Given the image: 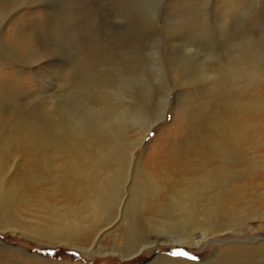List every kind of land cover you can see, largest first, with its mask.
<instances>
[{
	"label": "rangeland",
	"instance_id": "rangeland-1",
	"mask_svg": "<svg viewBox=\"0 0 264 264\" xmlns=\"http://www.w3.org/2000/svg\"><path fill=\"white\" fill-rule=\"evenodd\" d=\"M125 2L114 0L118 6ZM134 3L137 6L133 14L136 33L127 43L134 44L141 53L130 51L128 59L121 61L112 48L113 44L118 46V40H110L104 50H112L111 55L115 59L98 61L96 56L97 81L70 88L67 83L76 78V73L82 72L73 65L77 61L85 62L83 57L88 62L87 51L80 62L79 53L56 38V27L71 14L82 16L78 27L86 28L90 11L96 19V34L101 39H110L109 32L113 28L116 32L126 31L127 25L114 24V12L110 6L101 8L100 0H71V4L70 0H0V132L5 134L0 138V264H150L161 258L189 262L184 264H206L219 257L220 251L227 252L228 246L264 243V198L261 197L264 196V186H257V182L252 185L247 180L240 183L246 198H242L237 206L240 211L247 208L253 211L245 213V224L227 225L220 233L217 228L225 225L227 219L218 218L214 228L216 221L209 220V223L192 231L194 243L191 246L179 233L164 232L168 229L156 220L163 217H152L148 222L144 218L140 225L150 229L145 236L154 244L129 260H122L115 253L104 255L92 250L93 242L111 248V236L118 234L115 228L127 223H121L120 219L112 228L109 226L100 231L86 245L82 242L85 236L80 234V243L50 239L52 232L65 230L72 222L68 220L72 215L69 213L82 203H72L63 191L54 188L49 179L53 172L49 168L59 163L60 158H55V153L50 152L46 144L49 134L55 135L49 128L53 126L50 122L53 113H66V124L73 129L81 128L79 125L83 121L87 125H96L93 128L100 123L103 129L99 131L106 137L110 130L118 134L125 131L130 140L138 141L143 124L157 119L166 109L164 118L151 128L142 145L134 151L133 163L140 161L143 167L144 163L156 164L149 172L156 174L153 178L157 176L158 183L162 185L169 177L173 178L172 182L175 178L192 176L194 174H189V171L196 158L192 151L196 149L198 153L201 130L211 125L212 120H217L218 112L214 107L205 110L202 120L196 117L195 110L198 104L201 105L203 89L200 88L202 83L188 77L191 69L182 73L187 65L185 45L202 51L219 49L246 29L252 17L264 16V0H211L204 10L196 5L198 0H134ZM181 18L186 21L183 32L170 36L160 47L154 44L145 52L146 46L140 42L150 35L154 39ZM200 58L193 57L188 63L194 67ZM98 93L104 97H96ZM110 102L118 108L111 112V118L104 117L110 111L107 107ZM16 108L28 112L25 116L32 119L38 116L36 112L45 109L43 115L48 120L40 132L43 137L37 136L36 128L30 123L22 122L24 114L18 120L10 117ZM68 108L69 112H66ZM67 133L71 135L68 127L63 129L60 137ZM120 136L124 139V135ZM6 149L7 153H3ZM250 155L254 156L253 153ZM159 170L164 173L161 177L165 178L158 176ZM127 178L126 185L132 188L134 173ZM77 192V187H74L71 193ZM3 195L8 198L2 206ZM231 207L235 213L236 207ZM167 219L164 218L165 221ZM87 222L82 220L79 223ZM204 228L207 234L203 233L206 231H202ZM41 230L46 234L42 236ZM85 247L92 250L90 255L85 253ZM177 249H183L197 259L167 255ZM256 258L255 261L260 260ZM254 260L242 262L233 258L230 264L257 263Z\"/></svg>",
	"mask_w": 264,
	"mask_h": 264
},
{
	"label": "bare ground",
	"instance_id": "bare-ground-1",
	"mask_svg": "<svg viewBox=\"0 0 264 264\" xmlns=\"http://www.w3.org/2000/svg\"><path fill=\"white\" fill-rule=\"evenodd\" d=\"M103 54L105 56L112 54V50H104ZM86 55L88 62H86V57L81 56L80 62L82 57L85 62L81 64L77 61L73 65L77 69L80 68L82 72L81 74L76 73V78L67 83L68 87L72 88L87 82L97 81L99 75L96 74V54L93 51H87ZM185 65L182 73H186L188 69H191L188 77H192L194 81L197 80V63L194 67L191 66L192 63H185ZM200 88L203 89V95L204 85L202 84ZM99 95L98 93L96 97ZM100 96L104 97V95ZM96 97L94 100L97 101ZM107 104L110 111L104 117L111 118L113 115L111 112H115L118 105L111 102ZM215 108L218 112L217 120H212L211 125L202 128L197 145L200 150L198 153L196 149L192 151L196 158H193L194 164L189 174L194 175H186V177L180 179L175 178L172 182H170L172 177H169L167 184L164 183L163 185L158 183L157 176L153 178L156 174L153 173V175L149 172V169L156 164L148 163V165L144 163V167L140 161L134 164L133 154L137 147L142 145L145 135L148 134L151 128L161 118H164L166 109L161 111L163 113L157 119L143 124L144 127L139 131L141 132V138L138 141L135 139L130 140L125 131L118 134L117 131L110 130L108 132L110 135L106 137L99 131L103 129L100 123L97 124L96 128H93L96 125L91 123L87 125L86 121H80L82 122L79 125L81 128L76 127L77 129H73L72 126L69 127V124H66L67 116L65 112L62 115L54 112V117L50 121L53 126L50 125L49 128H52L55 135L49 134L46 144H48L47 147L50 152L55 153V158H60L58 159L59 163H54L49 168L50 171H53L49 179L54 188L63 191L66 198L70 199L72 203L74 201H81L82 203L78 209L75 208L76 210L69 211V214L72 215L69 216L68 220L72 222L66 226L65 230L59 233L52 232L51 237L49 236L50 239L79 242L78 234H80L85 236L82 242L86 245L91 239L98 236L100 231L109 226L112 228L113 224L120 219L122 220L121 223L126 221L127 223L120 224L115 228L118 234L111 236L113 240L111 248H104L97 242H93L92 250L94 249L95 253L104 255L115 253L122 260H129L140 255L154 244L145 236L150 229L142 228L140 225L144 218L148 222L152 217H163V219L156 218V220L162 223V227L168 229L164 232L171 230L173 233H179L190 246L194 243L191 239L193 238L192 231L200 227L201 224L209 223V220L216 221L212 226L214 228L218 218L227 219L228 222L225 225L217 228L220 233L223 230L222 228L227 225L229 227L236 224L244 225L247 220L245 213L253 211L248 208L240 211L237 208L242 198H246V194L240 185L241 181L246 183L247 180L252 185L257 182V186H264V108L243 112L231 110L223 105ZM69 109L66 112H69ZM39 111L41 112H36L38 116L32 119V117L27 118L25 116V114H28L27 110V113H25L16 108L10 117L18 120L24 114L21 117L22 122L25 124L26 122L30 123L32 127L36 128L37 136L43 137L40 136V132L47 126L46 120L48 119L43 115V113H46L44 108ZM195 111H197L196 117L202 120L203 115L206 113L203 107L198 104ZM66 126L71 135L67 133L65 136L60 137L63 129L67 128ZM49 132L51 133L50 129ZM4 135L0 132V138L5 137ZM120 135H124V139ZM3 146L4 144L1 147ZM7 151L8 149L2 152L7 153ZM187 153L189 152L187 151ZM251 153L254 156H251ZM160 171L162 170L157 171L159 177L164 175ZM133 173L135 175L134 183L132 182L134 186L128 188L126 185L127 177H132ZM161 178H165V176ZM74 187H77L78 192L73 195L71 192ZM261 197L264 198V196ZM7 198V195L1 197L2 206ZM232 205L236 207L235 213L234 210L232 211ZM164 218H170V220L165 221ZM82 220L89 223H79ZM217 230L216 232H219ZM202 231L207 234L206 228ZM44 234L46 233H42V236ZM87 248L85 247V249ZM227 248V252L219 250V257L206 264H230L233 258H239L242 262H252L255 257L260 259L259 261L256 260L257 263L255 264H264V243H258V245L234 244ZM92 250L87 249L84 251L90 255ZM167 261L169 264L189 263L181 259L161 258L150 264H166ZM256 261L254 260V262Z\"/></svg>",
	"mask_w": 264,
	"mask_h": 264
},
{
	"label": "clouds",
	"instance_id": "clouds-1",
	"mask_svg": "<svg viewBox=\"0 0 264 264\" xmlns=\"http://www.w3.org/2000/svg\"><path fill=\"white\" fill-rule=\"evenodd\" d=\"M210 3L211 0H198L196 5L200 10H204ZM99 6L101 8L110 6L114 12V24H126L127 30L116 32L113 28L109 32L110 39H101L96 34V19L90 11V20L86 28L78 27V23L83 19L82 16L69 14L64 23L56 27V38L77 51L79 59L84 52L93 51L98 61L114 60L111 54L107 56L103 54L110 40H118V46L113 44L112 48L121 61L128 59L130 51L141 53L134 44L127 43L133 40L136 33L133 14L137 6L134 0H126L125 4L119 6L114 3V0H100ZM185 25L186 21L181 18L167 31L154 39L150 35L140 44L143 43L146 46L145 52L154 44L160 47L170 36L183 32ZM82 37L86 39L82 40ZM197 56L202 57L196 68L197 80L204 85V93L200 97L204 110H211L220 105L242 112L264 108V16L252 17L246 29L238 36L227 40L219 49L202 51L186 44L185 63Z\"/></svg>",
	"mask_w": 264,
	"mask_h": 264
},
{
	"label": "snow or ice",
	"instance_id": "snow-or-ice-1",
	"mask_svg": "<svg viewBox=\"0 0 264 264\" xmlns=\"http://www.w3.org/2000/svg\"><path fill=\"white\" fill-rule=\"evenodd\" d=\"M51 254V253H49ZM167 255L171 256V257H182V258H187L190 260H196L197 257L190 255V253H188L187 251L183 250V249H177V250H173L167 253Z\"/></svg>",
	"mask_w": 264,
	"mask_h": 264
}]
</instances>
